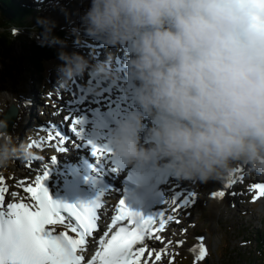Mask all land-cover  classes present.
Here are the masks:
<instances>
[{"label": "clouds", "instance_id": "9594fccd", "mask_svg": "<svg viewBox=\"0 0 264 264\" xmlns=\"http://www.w3.org/2000/svg\"><path fill=\"white\" fill-rule=\"evenodd\" d=\"M37 23L51 32L47 19ZM76 31L125 50L133 107L110 132L116 159L192 183L238 166L264 177V0H90ZM57 59L59 87L87 74L99 94L119 79L108 60L64 51ZM7 127L0 120V174L30 155Z\"/></svg>", "mask_w": 264, "mask_h": 264}, {"label": "snow or ice", "instance_id": "6c2138e0", "mask_svg": "<svg viewBox=\"0 0 264 264\" xmlns=\"http://www.w3.org/2000/svg\"><path fill=\"white\" fill-rule=\"evenodd\" d=\"M63 120L68 122L67 126L78 138L79 121L68 114L63 115ZM47 139L58 141L53 145L57 153L66 151L63 147L66 138L59 132L49 130ZM33 146L39 148L41 145L33 140L28 147ZM108 151L92 146V154L98 163ZM50 159L54 163L56 156ZM41 168L42 175L29 172L23 178L15 179L13 187L22 189V192L10 191L4 174H0V264H158L162 254L168 258V264H172L174 255L184 245V240L173 241L162 233L169 222L180 223L174 214L194 199V192H188L179 203L174 200L175 207L170 209L173 214L165 215L158 211L148 217L130 211L120 199L111 223L97 237L96 208L99 205L96 200L80 205L53 200L44 186L48 165L42 164ZM237 173L240 174L239 182H243V169L238 166L223 189H230L237 183ZM248 191L254 192L252 201L255 202L264 197V183H252ZM231 194L236 195L234 192ZM224 196L225 190L211 193L214 199ZM164 203L165 200L162 201ZM58 227L63 230L58 231ZM185 231L181 229V232ZM155 242H159L161 247H155ZM189 252L193 255L192 264H203L207 256L204 238L198 237Z\"/></svg>", "mask_w": 264, "mask_h": 264}, {"label": "rangeland", "instance_id": "374dc122", "mask_svg": "<svg viewBox=\"0 0 264 264\" xmlns=\"http://www.w3.org/2000/svg\"><path fill=\"white\" fill-rule=\"evenodd\" d=\"M34 2H36V0H32V3ZM63 2L64 0H52V4L47 8V12H41L40 15L44 14L43 19H47L53 24L51 28L59 26L80 27V17L86 10H75L66 15H57V9ZM64 4L65 2L61 6ZM61 13L63 14V12ZM20 30L25 32L28 36L42 38L46 35L45 29H40L38 24H33L32 26H28V28L23 27L20 28ZM79 33L80 37L83 38L84 34L82 32ZM72 41H77L81 44L72 45L69 53H79L86 58L87 55H92V53L88 52L85 43L74 39H72ZM19 52V46H17V51L11 56H5L4 51H0V111H3L5 114L11 104H16L10 102L14 97L19 99V102L17 103L18 105H25V97L30 96L31 101H33L34 99L32 100V97L34 96L35 99H37V103H35L36 105L33 111L34 116L32 122L36 121V119L42 121L44 116L41 111V114L37 113L36 107L37 109L39 107L41 109L43 108L47 113V111H50V109L54 108V105L57 104L56 102L47 103L46 100L42 98H47L48 96L55 98V96H57L62 101L61 95H59L57 91V88L59 87L57 83V67L62 62L58 63L54 66V69L51 70L50 78L54 86L53 91L56 92L47 95L42 93L40 95V93L35 91V85L37 82L35 83L33 79L34 74L30 69L27 68L25 70L23 68ZM73 82L74 81L66 87H59L60 90L63 91V97L70 93V89H73ZM5 99H7V102H5ZM28 107L29 103L26 106L27 116L30 114ZM40 115H42L43 119H41ZM23 133L24 132H22L19 137V143L25 142L28 146L33 140H36L37 142L40 141L38 138H34V136L28 135V137H26L25 133ZM28 149L30 148L28 147ZM246 175L248 179L246 178L245 180L247 181L243 184L238 183L239 187L234 191L236 195H232L229 192V199L217 207L220 212L216 217L213 215L212 205L209 200L210 198L208 197V183H197L194 186L199 194L197 204L193 207L191 214L187 212L184 214V222L175 231V234L185 241L184 245L178 250V254L174 255L177 259L175 264H183L181 261L184 262V264H189L190 262L192 264L193 255L189 252V248L194 245L198 237L204 238L207 247V256L203 264H232L231 262L227 263L226 256L228 254L232 255V257L235 256L234 251H236V249L238 252L242 253H246V251H254V243L249 244L244 241L243 230L247 228L250 231L254 230L256 232L258 229L264 228V221H262L264 217V202L252 205V193L248 191L250 185L262 177L250 175L248 173H246ZM190 183L193 184L192 182ZM235 188L233 190H235ZM181 229H186V231L181 232ZM234 261V264H236L235 259ZM162 264H168L167 257L163 259Z\"/></svg>", "mask_w": 264, "mask_h": 264}, {"label": "trees", "instance_id": "16d2710c", "mask_svg": "<svg viewBox=\"0 0 264 264\" xmlns=\"http://www.w3.org/2000/svg\"><path fill=\"white\" fill-rule=\"evenodd\" d=\"M32 10L41 9H36L34 6L27 7L13 0H0V49H5L7 52L12 53L16 48L17 41H19L21 43V57L24 66L35 67L37 70L46 71L45 66L52 63L53 60L57 61V55L61 50L52 45H44L35 38H30L29 40L24 35H14L10 29V25L17 24L18 26H23V21L28 20L30 16L36 19L38 16ZM69 35L75 37L74 32L68 34L65 30H58L57 32L51 33L50 36H47V40L51 42L54 37L57 41L63 42L64 39L67 40L69 38ZM257 247L258 250L254 253L253 257L252 255L251 257H246V253H237V260L245 264H264V240L259 241ZM227 258L228 263H235L234 259L236 260V258L232 256Z\"/></svg>", "mask_w": 264, "mask_h": 264}, {"label": "bare ground", "instance_id": "6f19581e", "mask_svg": "<svg viewBox=\"0 0 264 264\" xmlns=\"http://www.w3.org/2000/svg\"><path fill=\"white\" fill-rule=\"evenodd\" d=\"M89 3H90V0H66L65 4L59 8L60 11H58V12L59 13L63 12V14L64 13L69 14L75 10H82V9L87 8L89 6ZM88 80H90L89 84L94 86L95 82L92 81L91 78L87 74L81 78H77L75 82H76V85H78L77 86L78 90H80L81 88L83 90V87L86 85L85 82ZM98 95L101 97H105L106 95H110L111 100H115V98H116L115 94H111L109 91H107L105 89H101V91L99 92ZM90 97L93 98V96H90ZM7 99H5V102H7ZM67 101H69V100H67ZM10 102L17 104L19 102V99L14 97L10 100ZM25 103H26L25 105L27 106L29 102L26 101ZM16 104H14V105H16ZM25 105H21V104L18 105L17 104L18 109H19V114L16 118V122H15L14 126L9 131V133L16 138V142H17V138L20 135L22 124L24 122L28 121V117H29L26 115V106ZM4 116H5L4 112L0 111V120H3ZM67 134H68V132H67ZM36 155H41L39 148H37L34 156L29 155V157L23 161H16L14 164V167L10 171L3 173L7 183L11 184L12 182L15 181V179L17 177L23 178L25 176V174L29 173L32 169L33 170L38 169L40 164L37 166L38 162H36V160H35ZM240 167H242V166H240ZM242 169H243V167H242ZM239 175H240L239 173L235 174V178L237 179V183H235L234 185L236 186V188L233 185L230 189H223V185L227 182L229 177L223 178L220 180H209L207 182L208 186H209V188H208L209 189L208 190L209 196L208 197L210 198L209 200H210V203L212 205L213 215L215 217L220 212V210H218L217 207L229 199L228 193L230 192V194H231L232 192L236 191V189L239 187L238 183H241V182H239ZM246 178L248 179L247 175L245 174V170L243 169V181L244 182L246 181L245 180ZM234 188H235V190H233ZM219 190H225V196L223 197V199L220 200L219 198H215V199L212 198L211 193L214 191H219ZM226 192H227V195H226ZM172 228H173V226H172ZM173 234L174 233L171 229V230L166 232L165 236L171 237L172 239L178 238L176 235H173Z\"/></svg>", "mask_w": 264, "mask_h": 264}, {"label": "water", "instance_id": "95a60500", "mask_svg": "<svg viewBox=\"0 0 264 264\" xmlns=\"http://www.w3.org/2000/svg\"><path fill=\"white\" fill-rule=\"evenodd\" d=\"M16 116H17V109L14 106H12L4 118V121H6L8 125L7 127L8 132L12 129L13 125L15 124Z\"/></svg>", "mask_w": 264, "mask_h": 264}]
</instances>
